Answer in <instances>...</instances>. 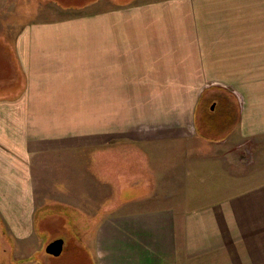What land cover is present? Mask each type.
<instances>
[{"label":"crops","instance_id":"obj_1","mask_svg":"<svg viewBox=\"0 0 264 264\" xmlns=\"http://www.w3.org/2000/svg\"><path fill=\"white\" fill-rule=\"evenodd\" d=\"M262 3L0 0L9 235L61 204L93 264H264Z\"/></svg>","mask_w":264,"mask_h":264},{"label":"rangeland","instance_id":"obj_2","mask_svg":"<svg viewBox=\"0 0 264 264\" xmlns=\"http://www.w3.org/2000/svg\"><path fill=\"white\" fill-rule=\"evenodd\" d=\"M244 20H246L244 24H247L248 19ZM117 116H120V114L114 113V119ZM246 145L248 146L247 142ZM241 153L242 155H246L245 157H248L246 149L242 150ZM241 163L242 175L246 176V174L248 175V165L245 164L243 158ZM51 173L56 172H49V174ZM52 179L50 178V182H47L50 187V184L53 185L56 178ZM55 185L57 186V184ZM61 185L62 181L59 179L58 186ZM43 189L44 187L40 186V190L44 191ZM49 208V210H43L41 213L38 212L35 224L36 232H34V239L31 241L14 240L9 235L10 232L7 226L0 221V264H93L87 250H83V245L79 240L81 235L74 232L75 230L84 231L88 226H82L83 224L79 220L80 216L76 215L74 213L75 210L72 208L62 206L61 204L52 205ZM51 208H53L52 211ZM64 217L66 218L63 219ZM68 217L70 218L68 219ZM75 221L81 222L82 225H75ZM59 237H63L65 240L64 252L59 256L48 254L46 251L47 245Z\"/></svg>","mask_w":264,"mask_h":264},{"label":"water","instance_id":"obj_3","mask_svg":"<svg viewBox=\"0 0 264 264\" xmlns=\"http://www.w3.org/2000/svg\"><path fill=\"white\" fill-rule=\"evenodd\" d=\"M65 240L63 238H57L51 241L47 247L46 251L54 256H59L63 252Z\"/></svg>","mask_w":264,"mask_h":264}]
</instances>
